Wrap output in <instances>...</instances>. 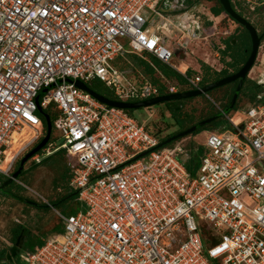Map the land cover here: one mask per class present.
Masks as SVG:
<instances>
[{"label": "built area", "instance_id": "2783aa9c", "mask_svg": "<svg viewBox=\"0 0 264 264\" xmlns=\"http://www.w3.org/2000/svg\"><path fill=\"white\" fill-rule=\"evenodd\" d=\"M162 1L0 0V175L10 177L43 135L36 98L46 90L40 108L56 105L59 148L76 159L71 186L83 207L58 212L64 231L22 252L24 264H264V103L226 115L230 129L207 134L192 176L180 146L156 148L160 140L137 118L75 85L100 79L120 101L158 96L113 60L127 37L131 51L178 69L160 30L177 26L194 40L206 28L189 6L176 15L188 28L174 25L155 10ZM188 80L200 88L199 76ZM26 128L33 134L16 141Z\"/></svg>", "mask_w": 264, "mask_h": 264}, {"label": "rangeland", "instance_id": "374dc122", "mask_svg": "<svg viewBox=\"0 0 264 264\" xmlns=\"http://www.w3.org/2000/svg\"><path fill=\"white\" fill-rule=\"evenodd\" d=\"M165 1L166 0L159 2L156 5L155 10H159L165 16L170 17L174 25H178L181 28H188L186 24H183L181 17L176 16L179 13L171 11L166 7L163 8V4ZM188 1H191L189 3V7L195 5L194 12L198 13L203 18V22H208L209 25L204 22L206 31L200 34V38L194 40L191 37L184 36L183 33L177 29V26H173L172 30H168L167 28L160 30L159 33L163 34L164 36H169L168 46L172 51L176 52V55L174 54L173 58L171 59V64L175 67H178L182 63H188V66L192 64L191 67L199 69L201 63L206 62L210 64L212 68L221 70L224 67V63L221 62L222 53L220 51V48H223L225 46L224 39H227L229 38V36L236 33L237 25L229 19L225 18V13L221 14L220 16H215L211 10V7L214 4L213 1ZM262 1L263 0H239V2H241V4L245 7V11L247 14H249L250 19L254 22V24L257 25L256 27L260 30L264 26V12L259 9L262 6L260 5ZM161 7L163 9H161ZM253 7L258 8L256 12L252 11ZM246 8L248 10H246ZM209 22L211 23V25ZM118 40L124 46L129 45V39L127 37H119ZM180 42L183 44L188 42V47L187 49H185V51L181 49L182 47L180 46ZM118 61H120V59ZM188 66L186 67L187 69ZM137 70L140 71V68H137ZM178 71L182 72L180 70ZM125 72L130 79L137 77V72L135 71V69L127 68ZM248 77L253 80H257L259 83L264 82V42H262L257 60ZM95 84H98V82H95ZM43 92H41V94L37 98V104L39 106L42 101V95L44 94ZM216 92H212L210 96L207 95L206 97H194L191 100L185 101L184 103L179 105V107H182L184 110L194 111L195 120H198L202 116L206 115L210 110L209 106H211V103L207 105L206 100L210 99L213 102L215 100V96L220 98L223 94L222 91H218L217 93ZM247 101L248 100L246 98L241 99L240 104L242 108H247ZM213 103L215 104L217 109L221 107L220 101H216ZM174 106H176L174 102H162L155 106L135 109L134 116L139 121L144 123L149 128V130L156 135L158 139L163 141L164 137L168 135H175L176 132L181 130V124L177 121V118L172 111V108ZM230 110V108H225L217 115L219 119L216 123L218 127L217 129H230V124L228 122V119L226 118V115L229 117H232L234 115ZM238 116L239 115H236L234 116V118L236 119L238 118ZM33 130L34 129H27L26 133H21V137L28 138L31 134H33ZM52 131L53 135L51 142L53 143V146L48 145L45 153H40L41 160H46L48 158L47 155H49L55 148L61 146L64 143V139L61 133H59V131L56 129H53ZM210 131L212 130H205V132L202 131L197 135H188L182 137L181 139H179L175 146H180L182 148L181 154H183V152L187 153V151L189 150V148L187 147L188 144L192 142L201 144ZM34 145L30 147L26 152H24V154L32 150L35 147ZM185 147L187 148V151ZM24 154L20 156L18 161L21 160ZM181 157L186 158L187 155L183 154L181 155ZM65 160L67 163H70L71 161L74 165H76V159L69 155L65 156ZM32 165L33 159L30 158L26 162L25 168H29V175H32V178H35L37 183L35 184V180H30V177H25V175L20 177L22 180L21 183L28 186L26 191L22 190L20 193L28 198L26 203L29 204V206L14 199H8L6 197L0 196V246L2 247L4 246L8 248L13 245V243L11 242V229L15 223L21 222L24 224H28L32 232H37L36 236L33 237V239L35 238L33 242L28 241L27 239L24 241V245L28 246L29 244L31 245L37 240L44 239L49 236V232L52 230V228L61 223L58 212L69 215L76 210L83 209L81 203L76 199L69 198L66 201L63 200L61 203L55 204L54 202H52L53 199L48 194H46L43 189L40 188V190H38L36 185L40 183L42 187L49 189L50 194L53 197L57 196V194L61 195L64 192V189L62 187H59L57 191L53 189L51 184L54 180V173L51 171V169L43 166L39 171H35L36 174H33L34 166ZM37 201H40V203L44 202V205L47 207L36 209L34 207H31L35 206V202ZM28 220L30 224L28 223ZM209 247L210 246L206 245V250Z\"/></svg>", "mask_w": 264, "mask_h": 264}, {"label": "trees", "instance_id": "16d2710c", "mask_svg": "<svg viewBox=\"0 0 264 264\" xmlns=\"http://www.w3.org/2000/svg\"><path fill=\"white\" fill-rule=\"evenodd\" d=\"M216 1H217V5L216 6L213 5L211 7L213 14L215 16H220L221 14L226 13L221 3L219 2V0H216ZM190 2L191 1H187L188 6ZM236 3L239 5L243 13L244 12L246 13L245 7L241 4V2H239L238 0L236 1ZM194 6L195 5H193L192 7ZM257 9L258 8L253 9L252 11L256 12ZM246 10L248 9L246 8ZM175 12L180 14L182 10H177ZM225 18L229 19L230 21L238 25V28H237L236 33L229 36V38L224 39L225 46L223 48H220V51L222 53L221 59L223 60V61L221 60V62L224 63V67L221 70H216L212 68L210 64L206 62H202L199 69L194 68V67H189L185 73H182V72H179L176 68L170 66L169 64L162 62L161 60H159L157 57L153 56L152 54L148 52L136 53V52L131 51L128 46H126L124 51L113 60V65L117 67L119 70L124 71V72L126 71L127 68L135 69V71L137 72V75H136L137 77L132 78L133 81L139 86L151 84L157 87L158 95L169 94L170 93L169 85L171 83H175L179 87V92L192 90L194 89V87L190 84L188 78H194L196 76H199L201 78V81L199 82L200 87H204L214 81L220 80L221 78H224L238 71L241 68V66L246 62L249 51L251 49V38H250V35L247 29L244 26H242L240 23H238L235 19H233L227 13H226ZM205 23L208 24V22H205ZM254 26H257V25L254 24ZM233 39L237 40L236 44L233 43ZM119 59L120 61H118ZM137 68H140V71H138ZM95 82H98V84H95ZM237 82L238 81L230 83V84H226L224 86L218 87L208 92L207 95L209 96L211 95L212 92H216V91L223 92L220 98L215 96V100L213 101V102L220 101L221 107L217 109L215 104L210 99H207L206 100L207 105L211 103L210 104L211 106H209L210 110L209 112H207L206 115L202 116L198 120H195L194 111L184 110L182 107L181 108L179 107V105H181L185 101L193 99L194 97L188 98V99L177 100V101H170L176 104V106L172 108V111L175 117L177 118V121L181 124V130L178 132L186 130L190 128L191 126L198 124L202 120L211 118L213 116H217L225 108H230L231 100L236 91ZM87 85L92 90L98 92L99 94L107 96L111 99L117 98L113 90L100 79H93L89 81ZM263 93H264V87L257 80H253L247 76L243 84V87L241 91L239 92L237 102L233 108H230L231 109L230 111L233 112L234 114L237 110L242 108L240 104L242 98H246L248 100L247 106L250 104L264 103ZM207 95L203 94L200 97H206ZM125 110L130 115L134 116L135 109H125ZM38 115L43 122L44 130H43V135L35 143L34 146H36L44 138L46 134V131H47L46 117L47 116L50 117L51 119L53 129L58 130L57 122L59 120V112L56 108L55 103H51L48 107L38 110ZM218 120L219 119L217 118L216 120H214L213 122L205 126L198 127L196 131L190 135H197L198 133L205 131V130L217 129L218 127L216 123L218 122ZM139 122L145 125L141 121ZM145 127L149 130V128L146 125ZM150 132L153 133L152 131ZM178 132H176L175 134H177ZM52 135H53V131H52ZM52 135H51V138L48 144L40 152H38V154L40 153L44 154L46 148H48V145L53 146V143L51 142ZM171 136L173 135H168L164 137L163 141ZM179 139L172 141L171 143L163 147H174L176 143L179 141ZM59 147L55 148L49 155H47L48 158L46 160H41L40 162H36L33 160L32 166H34L33 174H36L35 171H39L40 168L43 166L47 167L48 169H51V171L54 173V180L52 181L51 185L53 189H55L56 191L59 187H62L64 189L63 194L61 195L57 194V196L53 197L50 194V191L48 188L46 189L42 187L40 183L36 186L38 190H40V188L43 189L45 193L48 194L53 199L52 202H54L55 204H59L63 200L66 201L69 198H73L78 201L79 195L78 194L72 195V193L76 191V189H74L71 186V180L73 178V167L70 166L69 163H67L65 160V156H68L67 151ZM187 147L189 148L188 150L189 152L187 151L186 147L185 149L187 153L183 152V154L187 155V157L182 158L181 157V155H183L181 154L182 152L179 154V157L184 161L189 173L192 176H195L200 167L201 156L204 154V147L200 144H196L195 142L188 144ZM19 165H20V160L19 161L17 160L14 171L19 167ZM28 169L24 168L20 177L25 175V177H30V180H35V178L34 179L32 178V175H29ZM20 177L18 181H14L10 185L6 186L3 190H0V196L6 197L8 199H14L20 203L27 204L26 202L28 198L23 196L20 192L22 190L26 191L28 186L21 183L22 180ZM7 178L8 177L0 175V183L4 182ZM36 183L37 181L35 180V184ZM35 203H36L35 206H31V207H34L35 209L47 207L44 205V202L40 203V201H37ZM27 205L29 206V204ZM76 212H78V210L72 212L71 214H74ZM28 223L30 224L29 220H28ZM63 231H64V224L61 221L60 224H57L56 226L52 228V230L49 232V236H47L44 239L37 240L31 245L29 244L28 246H26L24 245L25 243L24 241L27 239L28 241L33 242L35 239V238L33 239V237L36 236L37 232L36 231L32 232L28 224H24L21 222L15 223L11 229V242L15 243L16 240L19 237H21V251L13 259V261L9 262L6 259V254L9 252L11 247L6 248L4 246L3 247L0 246V264H24L23 260L21 259L22 252H36L44 244V241L46 239L52 237L55 234L62 233ZM213 263L217 264V261L215 260L213 261Z\"/></svg>", "mask_w": 264, "mask_h": 264}, {"label": "water", "instance_id": "95a60500", "mask_svg": "<svg viewBox=\"0 0 264 264\" xmlns=\"http://www.w3.org/2000/svg\"><path fill=\"white\" fill-rule=\"evenodd\" d=\"M221 3L224 11L229 14L233 19H235L238 23H240L242 26H244L247 31L249 32L250 38H251V52L246 60V62L241 66V68L234 72L231 75H228L224 78H221L220 80L214 81L204 87H200L197 89H192L188 91L183 92H177L173 94H166V95H158L150 99L141 100V101H120L117 99H111L107 96H104L102 94H99L98 92L92 90L87 84H85L82 81H75V85L90 94H92L96 99H98L100 102L106 104L109 107H116L121 109H139L144 107H151L155 106L162 102H170V101H177L182 99H188L193 97H198L203 94L207 95L208 92L212 91L213 89H216L218 87L224 86L226 84H230L233 82L238 81V85L236 88V91L233 95V98L231 100L230 108H233L237 102L239 92L241 91L243 84L245 82V79L253 69L255 62L258 57L259 49L261 46V39L262 35L259 34L258 29L256 26H254L247 18L240 15L236 10H234L231 0H219ZM234 44H236V40L233 41ZM262 85V84H261ZM45 92V91H44ZM43 92V93H44ZM38 98V97H37ZM36 98V103H37ZM39 110H41L40 106L38 105ZM218 116H213L211 118L205 119L200 121L198 124L193 125L192 127L183 130L169 138H167L164 141H161L156 148H162L163 146L171 143L172 141L178 140L179 138L188 136L196 131L198 127L205 126L214 120H216ZM47 120V131L44 136V138L39 142L32 150L28 151L20 160L19 167L12 173L10 177H8L4 182L0 183V190H3L6 186L10 185L14 181H18L22 171L25 168L26 162L38 154L49 142L51 135H52V122L50 117H46ZM148 153V151H145L137 156V158L145 156ZM79 193V190H76L72 195H77ZM54 206V205H53ZM21 251V237H19L15 243L10 248V251L6 254V259L11 262L13 259L20 253Z\"/></svg>", "mask_w": 264, "mask_h": 264}, {"label": "flooded vegetation", "instance_id": "af4514ba", "mask_svg": "<svg viewBox=\"0 0 264 264\" xmlns=\"http://www.w3.org/2000/svg\"><path fill=\"white\" fill-rule=\"evenodd\" d=\"M171 1H173V0H171ZM171 1L170 2H167L166 4H165V7L167 8V9H169V10H171V11H177V9H179V8H182V7H184V6H188V4H187V1L188 0H177L178 1V3H171ZM175 1V0H174ZM210 1H213L214 2V6H216L217 5V1L215 0H210ZM231 4H232V6H233V8H234V10H236V12H238L240 15H242V16H244L245 18H247L253 25H254V22L250 19V16H249V14H247V13H243V11L241 10V8L239 7V5L236 3V1L235 0H232L231 1ZM260 5H262L259 9H261V11H263L264 12V0L260 3ZM253 9H256V7H253L252 8V10ZM225 15H226V13H225ZM237 28H238V25H237V27H236V30H237ZM258 29V28H257ZM258 31H259V34L260 35H262V39H261V46H262V42H264V26L262 27V29L260 30V29H258ZM234 40H236V39H234ZM233 40V41H234ZM236 43H237V40H236ZM252 46V45H251ZM260 46V47H261ZM250 52H251V49H250V51H249V54H248V57H249V55H250ZM248 59V58H247ZM260 84H262V83H260ZM237 85H238V82H237ZM262 86L264 87V84H262ZM237 88V87H236ZM263 95H264V93H263Z\"/></svg>", "mask_w": 264, "mask_h": 264}, {"label": "bare ground", "instance_id": "6f19581e", "mask_svg": "<svg viewBox=\"0 0 264 264\" xmlns=\"http://www.w3.org/2000/svg\"><path fill=\"white\" fill-rule=\"evenodd\" d=\"M187 66L184 64V63H182L181 65H179L177 68H178V70H180V71H182V72H185L186 71V68ZM238 118H239V116H238ZM238 118H236V119H238ZM27 129L28 128H26V129H24L23 130V132L24 133H26L27 132ZM22 132V133H23ZM205 132V131H204ZM21 137V135H18V136H16V141H19V138Z\"/></svg>", "mask_w": 264, "mask_h": 264}, {"label": "crops", "instance_id": "0c3cea01", "mask_svg": "<svg viewBox=\"0 0 264 264\" xmlns=\"http://www.w3.org/2000/svg\"><path fill=\"white\" fill-rule=\"evenodd\" d=\"M184 64H186V65L188 66V63H184ZM191 65H192V64H191ZM191 65H190V66H188V68H189V67H191ZM187 70H188V69H187ZM187 70H186V71H187Z\"/></svg>", "mask_w": 264, "mask_h": 264}]
</instances>
